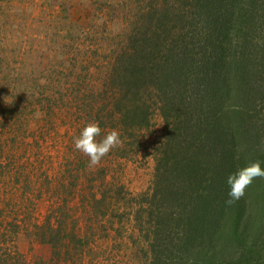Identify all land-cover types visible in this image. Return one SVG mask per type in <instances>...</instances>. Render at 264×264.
I'll return each instance as SVG.
<instances>
[{
    "label": "rangeland",
    "instance_id": "374dc122",
    "mask_svg": "<svg viewBox=\"0 0 264 264\" xmlns=\"http://www.w3.org/2000/svg\"><path fill=\"white\" fill-rule=\"evenodd\" d=\"M157 1L0 0V264H152L136 215L164 120L132 133L105 81ZM89 122L122 140L94 168Z\"/></svg>",
    "mask_w": 264,
    "mask_h": 264
},
{
    "label": "trees",
    "instance_id": "16d2710c",
    "mask_svg": "<svg viewBox=\"0 0 264 264\" xmlns=\"http://www.w3.org/2000/svg\"><path fill=\"white\" fill-rule=\"evenodd\" d=\"M158 2L105 81L132 133L164 120L136 215L152 264H264V178L226 203L230 173L264 167V0Z\"/></svg>",
    "mask_w": 264,
    "mask_h": 264
},
{
    "label": "clouds",
    "instance_id": "9594fccd",
    "mask_svg": "<svg viewBox=\"0 0 264 264\" xmlns=\"http://www.w3.org/2000/svg\"><path fill=\"white\" fill-rule=\"evenodd\" d=\"M102 137L101 139H97ZM74 148L89 158V167L98 166L102 159L114 148L121 146L122 140L118 130H110L104 133L98 122H89L73 139ZM258 178H264V167L260 161L247 163L237 171L230 173L226 178L229 186L227 204L245 196L247 189Z\"/></svg>",
    "mask_w": 264,
    "mask_h": 264
}]
</instances>
